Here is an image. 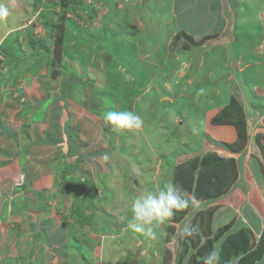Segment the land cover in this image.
Segmentation results:
<instances>
[{
	"label": "rangeland",
	"instance_id": "rangeland-1",
	"mask_svg": "<svg viewBox=\"0 0 264 264\" xmlns=\"http://www.w3.org/2000/svg\"><path fill=\"white\" fill-rule=\"evenodd\" d=\"M138 1L0 0L9 8L8 17L0 20V121L6 123L10 115L4 113H9L14 123L22 125L21 130L15 129L20 136L37 139L51 134L55 140L63 139L60 147L51 142L38 147L45 151L39 156L33 146L37 159L30 166L37 161L42 168L36 172L26 164L19 177L12 179L15 186L5 182L0 186L12 187L9 192L14 199L39 171L41 182L51 180L43 185L35 178L37 194L25 190L28 197L45 204L35 224L38 229H30L29 223L36 220L33 212L30 218L12 216L0 222V264L6 259L9 264L203 261L189 236L181 238V230L189 227L199 232L201 245L214 239L217 232L204 234L208 232L204 211L213 214L223 206L222 198H230L237 179L225 193L206 199L195 197L178 182L190 201L189 210L154 226L151 236L130 230L127 221L119 218L131 217L128 205L135 194L155 191L166 182L175 184L180 165L185 163L186 173L194 175L197 162L200 166L206 157L212 158L210 154H219L209 149L212 146L199 150L202 142L217 146L209 140H217L218 135L213 133V117L230 104L236 89L245 94L256 81L264 87V46L256 50L264 40V0L250 2L249 15L244 6L234 8L237 34L221 38L212 30L216 36L204 40V35L197 39L204 40L200 44L192 43L182 30L167 37L165 17L158 19L162 15L157 11L159 3L145 0L144 8L137 7ZM59 38L63 39L62 54L52 61L46 54L54 55ZM183 44L189 49H183ZM246 98L243 102L249 105ZM213 104L222 106L214 116L213 110L199 112ZM50 108L61 109L60 121L53 119L57 115ZM125 110L142 117L140 129L113 131L104 123V112ZM247 122L250 127L256 120ZM193 128L199 132L194 134ZM257 134L254 127L248 128L247 143L252 150L259 146L262 154ZM0 151H10L13 157L8 160H15L11 146L0 144ZM22 182L25 185L19 186ZM18 202L16 198L13 204L19 207ZM13 235L14 246L7 248ZM235 235L229 232L215 239L218 264L258 262L262 253L254 252L255 245L243 239V248L236 247ZM13 251L20 257L15 263Z\"/></svg>",
	"mask_w": 264,
	"mask_h": 264
},
{
	"label": "crops",
	"instance_id": "crops-1",
	"mask_svg": "<svg viewBox=\"0 0 264 264\" xmlns=\"http://www.w3.org/2000/svg\"><path fill=\"white\" fill-rule=\"evenodd\" d=\"M143 1L145 0L138 1L137 3L139 4H137V7H140L142 5L145 8L146 5L144 4H146V2L144 4H141L143 3ZM147 1H149L150 3H155V5L156 3H159L160 7L157 8V11L162 12V15L158 16V19L160 20L163 19V17H165L164 20L166 25L164 26V28L166 27L165 33L167 37L174 36L177 33V31L182 30L190 34L191 36H194L195 39H198L200 37H203L204 35L216 33L215 31L212 30H217V32L220 33L221 38L230 35L234 36V34H237V31H235L236 33L234 32L235 29L234 15L237 13L234 8L238 6V9L242 10V7L244 6L245 12L247 11L246 14L249 15V13H251L252 10L248 6V4L250 2H259L260 0H147ZM166 10L167 13L164 14ZM228 17L231 18H229L228 20ZM126 37L127 36H125V38ZM235 37L237 36L235 35ZM234 38L230 40H233ZM263 46H264V40L261 42V44L256 46V50H259ZM248 65L249 63H246L244 66H248ZM262 79L264 81V76L262 77ZM4 87L7 86L4 85ZM249 90H250L249 92L247 91L245 92V94L241 95V93H239V91L236 89V91L234 92L235 95L234 97L238 99L241 102V104L244 106V110L248 116L247 118L249 121V125L252 119L256 120L254 125H251L250 127L252 128L254 127V129H256V131L258 132L257 136L259 135V141L261 140V145L264 148V130H262V128L264 127V87L262 88L258 86L256 81L254 85L249 88ZM246 97H248V99L250 98L249 105H245L243 102L244 99L245 100L247 99ZM204 98L205 97H202L201 99ZM29 107L32 108L33 106L29 104ZM59 108L55 109L54 111L50 108V111L54 112L55 115H57V116H53V119L54 118L58 119V121H60V119L62 118L59 112L61 109ZM220 108H222V106H217L216 104H213L212 106L209 105V107H207V109L205 108L202 112L199 110V112L205 113L208 110H213L212 116H214ZM36 109L37 108H35L34 110ZM4 114L10 115V118L7 119L8 122L5 121L6 123H2V121H0V144H2L4 147L11 146L12 149L15 150L14 157L16 158L14 161L8 160L9 159L8 157H13L12 154L13 150L12 153L10 151H7L8 153L0 151V180H1L0 186L4 182L7 183L6 184L7 186H15V184H12V179L15 181V178L19 177L18 176L19 172L24 171L26 164H28L30 169L36 170V172L40 169V167L42 168L41 164L37 161H36L37 164L34 165L32 163V165L30 166V163L33 162L35 159H37L36 156H39L40 154L45 152L44 150L38 151L39 150L38 147L43 148L44 146L47 145V142H51L55 144L56 147H60V144L62 143L63 139L55 140L54 136H51V134L49 135L46 134L48 137L44 135V137L40 136L41 138L39 137L37 139L24 137L22 134L20 136L19 130H15V129L21 130L22 125L14 123L11 114L9 113H4ZM52 123L56 124V122L51 121V124ZM213 125L215 127L213 133L218 134L217 140H215L214 138L209 140H211V142L213 143L216 142L217 146L215 147L214 144L208 145L206 144V142L204 143L202 142L203 145L202 143L199 145V147H201L199 150L203 148L206 149L207 146H212L209 147V149L215 150L221 156L234 157L237 161L238 178L235 183L236 184L235 189L233 190V192H231V195L229 194L230 198L228 199L229 196L223 197L222 199H224L226 203L223 202L222 203L223 206L214 209V212L210 220L211 232H217L219 228L225 225H229L230 227L225 233H229V232L236 233L235 237H233V241L236 247L243 248L242 245L240 244V242L243 240H245L246 242H251L257 248V251L254 252L262 253V256L258 260V262L256 260V262L252 264H264V149L262 154H261L262 150H260L259 146L258 148L252 150L251 152H249L247 148L246 149L243 148L242 150L239 151L229 149L223 146L222 143L234 142L238 137L237 129L232 124H216V125L213 124ZM14 130L16 132H14ZM214 136H210V137H214ZM30 140H32L33 142L30 143ZM19 146L20 148H18ZM33 146L36 147L37 150L36 156H34L35 151H31ZM23 155H25L26 158H24L25 160L21 162L19 160H21ZM10 167H13L15 169V172L9 171ZM41 175L42 172L39 171V173L34 175V179L32 180L31 185L27 186L26 189L24 187L23 189L19 190L20 196H16V198L19 199V201H21L18 202L19 207L17 206V203L13 204V201H15L16 198L13 199L10 196L11 193L9 191L12 190V187L11 188L9 187L10 189L8 188L7 190L0 189V195L5 194L3 197L0 196V198L2 197V201L0 202V222L9 221L10 220L9 217L12 216L13 217L17 216V218L19 216H22V219L25 218L26 216H28L27 218H30V216H32L33 214L36 220H34L33 222L31 221V223H29L30 229H38L35 224L38 221V217L42 214L40 209H43L44 208L43 205L45 206V204H42L37 197L30 198L27 195L30 192V190L33 191L35 194L38 193L39 188H36L38 186L36 185L38 180H39V184L41 183L43 185L44 184L50 185L51 180L45 181L43 179L41 182L40 179ZM35 178H36V183H34ZM23 184L25 185V182H22L21 184H19V186L20 185L24 186ZM25 190H29V192L25 193ZM21 198L23 200H21ZM14 208H18L19 210L13 211ZM30 212L33 213L29 214ZM42 230L45 231V228ZM206 233L209 234L208 232ZM225 233H223L218 239H220ZM13 238L14 235L10 236L9 240H7V245H5L7 248L10 247V245L14 246ZM14 253L16 252L13 251V254ZM11 257L13 259L11 261H14V263L15 260L17 261L18 259H20L17 253L15 256L13 255ZM6 261L7 262L3 264H9V260L6 259ZM40 264H42V261L40 262Z\"/></svg>",
	"mask_w": 264,
	"mask_h": 264
},
{
	"label": "trees",
	"instance_id": "trees-1",
	"mask_svg": "<svg viewBox=\"0 0 264 264\" xmlns=\"http://www.w3.org/2000/svg\"><path fill=\"white\" fill-rule=\"evenodd\" d=\"M215 34H207L203 39H210L215 37ZM192 43L200 44L203 42V39L196 40L193 36H189ZM96 38H93L95 40ZM177 39V38H176ZM59 42L56 43L54 49V55L49 57L47 54L46 56L53 61V57L55 58L54 61H57L56 58L60 57L62 54V44L63 39L59 38ZM20 46L22 43L18 42ZM178 44V41L175 42ZM45 46V45H44ZM45 50L48 48L47 46L44 47ZM183 49L188 50L189 47L187 44H183ZM43 54H45L43 48L40 50ZM67 80V77H64V80ZM69 81V80H68ZM213 123L215 124H234L237 128L238 138L234 142H223L222 145L235 150L239 151L245 148L247 141L249 139L248 136V122L246 112L242 107V104L236 99L232 98L230 104L224 107L220 113L215 115L212 119ZM71 141V139H70ZM69 143V142H68ZM74 144H70V146ZM70 149L67 150L69 153ZM217 153V152H216ZM212 158L206 157L205 163L199 166L198 162L195 166H193L194 175L186 173V166L185 163L180 165V171L174 178L175 184L178 186V182L181 184L182 189L187 188L190 190L193 195L200 199L206 198H214L223 193L233 185V182L238 177V167L237 161L234 157H224L219 154H210ZM205 165V167H204ZM199 168V170H198ZM197 171V172H196ZM189 210V207L177 211L175 213L184 214ZM204 216L206 218V227L209 234L206 233L205 235H210V220L212 217V212L209 210L204 211ZM174 217V216H173ZM177 220V217H175ZM175 220V219H174ZM229 225H225L218 229L217 233L215 234L214 239H208L205 245H201V235L199 232L192 230L190 238L193 241V244L198 247L197 249V256H205L208 252L214 249V241L218 239L223 233H225L229 229ZM63 252V251H61ZM196 264H203V261L197 262Z\"/></svg>",
	"mask_w": 264,
	"mask_h": 264
},
{
	"label": "clouds",
	"instance_id": "clouds-1",
	"mask_svg": "<svg viewBox=\"0 0 264 264\" xmlns=\"http://www.w3.org/2000/svg\"><path fill=\"white\" fill-rule=\"evenodd\" d=\"M8 15L9 8L4 3H0V20L5 19ZM70 82L72 81L70 80ZM102 119L107 126L112 128L113 131L140 129L143 125V119L141 116L133 111L127 110L106 111L102 114ZM192 131L196 134L199 132V129L193 128ZM246 148L249 152L252 151V146H249L248 143L245 146V149ZM69 153H72V151H69ZM105 159H108V157L105 156ZM189 203L190 201L185 197L184 192L180 187L172 182H166L162 187L155 191L145 190L135 194L128 205L131 217L128 218L122 216L119 219L126 220L127 227L130 230L151 236L153 234L154 226L162 224L167 218L172 217L175 212L187 208ZM191 234L192 230L189 227H184L180 233L181 238L191 236ZM202 259L203 264H218L219 252L214 248Z\"/></svg>",
	"mask_w": 264,
	"mask_h": 264
},
{
	"label": "water",
	"instance_id": "water-1",
	"mask_svg": "<svg viewBox=\"0 0 264 264\" xmlns=\"http://www.w3.org/2000/svg\"><path fill=\"white\" fill-rule=\"evenodd\" d=\"M139 254H140V250H138V252H137V258L139 257Z\"/></svg>",
	"mask_w": 264,
	"mask_h": 264
}]
</instances>
